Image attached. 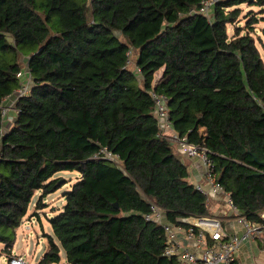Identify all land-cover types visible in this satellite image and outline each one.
I'll use <instances>...</instances> for the list:
<instances>
[{
  "label": "trees",
  "instance_id": "1",
  "mask_svg": "<svg viewBox=\"0 0 264 264\" xmlns=\"http://www.w3.org/2000/svg\"><path fill=\"white\" fill-rule=\"evenodd\" d=\"M204 1L0 0V242L10 259L34 194L42 191L39 208L60 187L54 175L76 170L39 264L59 263L62 249L68 264H176L163 255L161 225L145 218L151 204L175 223L213 209L161 135L153 89L178 135L209 149L239 211L259 218L264 58L259 17L245 26L240 17L244 3L264 14V0H217L209 15ZM21 55L33 85L2 134ZM102 148L120 165L97 157Z\"/></svg>",
  "mask_w": 264,
  "mask_h": 264
},
{
  "label": "built area",
  "instance_id": "2",
  "mask_svg": "<svg viewBox=\"0 0 264 264\" xmlns=\"http://www.w3.org/2000/svg\"><path fill=\"white\" fill-rule=\"evenodd\" d=\"M216 2L217 0L204 1L201 12L209 15L210 8ZM18 77L21 78L20 85L4 99L1 105L2 134L8 130L5 128V123L10 112H18L17 101L28 94L33 85V77L27 65L18 73ZM151 95L161 135L167 137L186 156L198 159L203 164L205 183H196V189L207 196L208 204L212 198V200H220L221 207H229L228 215L235 217L244 229L242 234L227 231L218 215L180 217L175 223L166 218L162 207L152 203L150 212L145 214V218L158 223L163 228L165 235L163 255L175 260L176 264H236L237 251L244 240L261 239L264 242V209L261 210L257 220H252L239 211L231 194L225 191L224 186L214 175L215 164L210 158L209 149L201 143L189 140L186 135H178L170 119L167 97L155 89L151 91ZM99 156L118 165L121 163L119 154L108 148H102L97 157ZM10 262L27 264L22 255L13 256Z\"/></svg>",
  "mask_w": 264,
  "mask_h": 264
},
{
  "label": "rangeland",
  "instance_id": "3",
  "mask_svg": "<svg viewBox=\"0 0 264 264\" xmlns=\"http://www.w3.org/2000/svg\"><path fill=\"white\" fill-rule=\"evenodd\" d=\"M243 13L240 17L242 26H245L247 19L258 16L259 22L254 24V36L264 58V14L259 12V8L249 6L244 3L241 5ZM230 34L233 32V25H229ZM26 56L21 55L23 66L26 65ZM133 67V65H131ZM159 74V71L157 72ZM55 177L60 179V187L48 194L43 200L41 206L36 205L42 191L38 190L29 207V211L23 218L22 224L17 228L16 241L12 248L11 256L22 255L27 264H39L46 250L48 249V238L46 233H53L49 217H52L65 204L66 197L64 193L72 189L75 182L78 181L80 174L76 170H62L57 172ZM224 203V202H222ZM229 210V207H225ZM5 244L0 242V251H3L0 264H11L10 255L4 250ZM62 260L59 263L49 264H68L66 252L61 251Z\"/></svg>",
  "mask_w": 264,
  "mask_h": 264
},
{
  "label": "crops",
  "instance_id": "4",
  "mask_svg": "<svg viewBox=\"0 0 264 264\" xmlns=\"http://www.w3.org/2000/svg\"><path fill=\"white\" fill-rule=\"evenodd\" d=\"M16 116L17 113L14 111L10 112L8 121L5 123L6 129H10ZM174 147L181 161L188 167V180L193 184L205 183L203 164L198 159L186 156V154L179 151L176 145ZM219 204L220 200H212L211 198L209 205H211L213 209V215H218L221 218L227 231L242 234L244 230L243 227L235 220V217L228 215L225 206L221 207ZM236 264H264V242L261 239L244 240L237 251Z\"/></svg>",
  "mask_w": 264,
  "mask_h": 264
}]
</instances>
